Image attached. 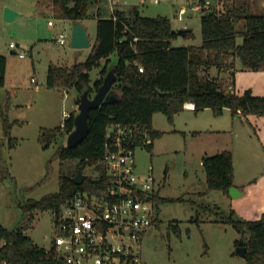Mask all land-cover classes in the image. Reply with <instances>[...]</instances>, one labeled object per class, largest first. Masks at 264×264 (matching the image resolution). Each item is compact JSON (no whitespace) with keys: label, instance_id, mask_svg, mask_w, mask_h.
I'll return each mask as SVG.
<instances>
[{"label":"rangeland","instance_id":"rangeland-1","mask_svg":"<svg viewBox=\"0 0 264 264\" xmlns=\"http://www.w3.org/2000/svg\"><path fill=\"white\" fill-rule=\"evenodd\" d=\"M191 1L96 0L89 6L91 16L82 20L90 46L73 48L70 45L73 21L56 18L50 10L40 9L37 0H0V53L6 57L4 85L0 87V105H3L8 97L7 117L12 123L10 135L5 136L0 119L2 226L7 229L18 227L24 218L20 204L28 199H39L57 191L59 174L64 173L72 177L78 170L76 159L62 162L53 159L46 170V162L52 157L55 147L58 144L66 145L67 134H59L57 143L44 150L38 139L40 130L61 125L65 119V111L76 103L78 93L73 88L62 89L68 92L64 99L60 91L48 88V65L52 63L57 66H70L86 61L96 44L97 18H108L114 10L123 11L127 17H132L135 9L143 17L165 16L174 30L188 28L193 34L192 37L179 35L172 40L173 46H198L202 41L200 11L191 7ZM210 1L216 10L223 9L217 0ZM3 3L11 9L14 8L13 10L16 9L15 11L18 10L19 14L13 20L6 21L3 18ZM238 3L251 14H264V0H237ZM182 6L187 10L179 17L178 9ZM236 29L244 30L243 20L236 23ZM59 33H64V43L58 41ZM242 39L238 33L236 43L240 44ZM10 42L16 44L15 49L9 47ZM19 52H23L24 56L20 57ZM110 59L108 68L115 62L116 55L112 54ZM105 64L102 59L99 67L90 70L91 86L100 76ZM216 71L214 66L209 68V74H215ZM251 71L253 70L243 69L240 61L236 59L234 75L221 72V76L231 81L236 93H242L253 85L254 81L249 78ZM94 93L95 91L91 92L90 96ZM253 94L257 95L254 92ZM228 113L230 112H225L217 120L225 119L227 122ZM198 115L200 118L197 121L200 123L196 126L206 128L207 118L213 117L210 110L199 112ZM191 117H194V114L191 113ZM258 117L257 119H260V116ZM152 122L163 134L154 139L152 156L146 149H135L137 172L145 173L147 167L152 165L154 176L160 184L159 195L175 200L158 205V221L147 230L142 240V261L145 264H247L243 256L234 253V241L239 238L238 232L229 224L214 221L217 217L213 212L220 210L227 215L233 209L236 217L258 219L264 213L261 211L264 210V198L254 202L252 207L247 204L245 210H235L230 197L221 191L211 190L201 195L199 192L205 191L206 182L198 156L203 148L210 150L208 145L215 138L190 132L189 128L197 127H189L191 125L184 113L175 115L174 125L173 120L169 122L161 112L153 115ZM242 123L239 124V137L236 140L237 176L244 182L258 181L257 186H260L264 184V143L261 144L257 137L260 125L258 123L256 127L250 123L251 126L247 120ZM174 128L178 131H172ZM229 135V131H222L214 137L224 139ZM260 136L264 138V132L260 133ZM10 138L16 142H10ZM244 145H247L245 153ZM244 156L247 157L248 163L252 162L251 169L245 168ZM46 173L47 177L41 180ZM96 173L97 169L93 167H86L82 172L84 175ZM54 214L52 209L33 211L31 224L24 231L35 244L45 249L51 246L55 236Z\"/></svg>","mask_w":264,"mask_h":264},{"label":"trees","instance_id":"trees-1","mask_svg":"<svg viewBox=\"0 0 264 264\" xmlns=\"http://www.w3.org/2000/svg\"><path fill=\"white\" fill-rule=\"evenodd\" d=\"M96 0H37L40 9L50 10L56 18L81 22L91 16L90 3ZM223 9L202 8L200 10L201 44L198 46H173L178 31L171 26L165 16L154 18L140 16L137 9L132 17L123 11L114 10L108 18H97L96 44L86 61L70 66L48 65L46 86L57 89H75L91 92L102 84L103 77L113 67L116 81L112 92L116 99L92 109L89 115V131L84 140L75 147L58 144L46 162L49 169L53 159L61 162L68 159L78 160L77 168L82 172L86 167L97 169L96 175H84L80 184L71 181V175L60 173L58 190L39 199H28L20 207L24 213L23 221L14 229L0 224V261L9 264H59L52 249L35 244L25 234L30 226L32 212L52 209L56 211L63 200L78 189H103L107 185L105 170L101 165L107 129L116 123L137 127L146 131L152 140L159 138L163 131L153 128L152 119L156 112L163 113L169 122L180 113L183 104L190 101L194 112L211 109L215 116L230 109L232 115L264 116V96L255 95L251 89L236 93L233 85L225 78L210 76L209 68L214 66L218 72L234 75L235 60L243 69L258 70L264 61V14H251L237 4V0H217ZM203 4V0H199ZM244 21V30L238 31L236 23ZM183 36L192 37V31L182 29ZM242 42L236 43L237 34ZM116 55L110 63V56ZM105 66L100 76L90 85L89 72L99 67L101 60ZM142 68V71L139 70ZM6 57L0 53V87L4 85ZM8 97L0 105V119L5 136L10 135L12 123L7 117ZM75 111L63 120V126L42 128L38 139L44 150L57 143L59 134H68L74 127ZM15 143L16 140L9 139ZM153 143V142H152ZM152 143L145 147L152 156ZM14 147V144H12ZM201 164L205 173L206 189L228 194L233 186V160L230 150L203 155ZM44 175L41 180L47 177ZM157 204L175 199L154 196ZM177 200V199H176ZM179 200V199H178ZM210 209V208H209ZM217 209V207H216ZM212 210V209H211ZM159 215V209L157 208ZM217 219L231 225L239 234L234 245L246 247L247 264H264V214L258 219H243L235 216L233 209L226 215L220 210L213 212ZM158 219L155 220V223Z\"/></svg>","mask_w":264,"mask_h":264},{"label":"built area","instance_id":"built-area-1","mask_svg":"<svg viewBox=\"0 0 264 264\" xmlns=\"http://www.w3.org/2000/svg\"><path fill=\"white\" fill-rule=\"evenodd\" d=\"M190 5L199 11L216 8L210 0H203V4L192 0ZM186 10L180 7L179 17ZM58 41L65 42L64 33H59ZM9 47L15 49L16 44L10 42ZM18 55L24 56L23 52ZM183 107L194 109V104L187 101ZM152 142L150 134L137 127L120 123L108 127L100 162L106 187L78 189L54 211L55 236L48 249L59 264H145L142 240L159 217L154 196L159 194L160 184L152 165L145 173L137 172L134 152ZM0 264L9 263L1 260Z\"/></svg>","mask_w":264,"mask_h":264},{"label":"crops","instance_id":"crops-1","mask_svg":"<svg viewBox=\"0 0 264 264\" xmlns=\"http://www.w3.org/2000/svg\"><path fill=\"white\" fill-rule=\"evenodd\" d=\"M6 6V4H2L1 5V10L3 9V7ZM14 9V8H13ZM16 10V9H15ZM18 11V10H17ZM82 23V21H81ZM13 53V51H11ZM235 64H236V60H235ZM249 70V69H248ZM252 73H250V77L254 82L253 85L251 84V86H249V89H251L252 92L257 93L258 94H264V61L261 62L260 68L258 70H253L251 71ZM210 76H217L218 78H224L221 76V72L216 71L215 74H210ZM227 79V78H225ZM229 82H231L229 79H227ZM232 87L235 86L233 85ZM55 90H58L61 92V94L63 95V98L65 99L68 95V92L66 90H61V89H57V88H53ZM256 89V90H255ZM256 91V92H255ZM76 109V103L74 105H70V107L65 111V115H68L70 112L75 111ZM207 110H210V114L213 117H208L206 120V128H198L199 126H196L197 124H199L200 122L197 121L199 120L198 118H200L198 115L199 112H207ZM199 112H194L193 109H188V108H184L180 113H184L187 115V119L188 122L191 126L189 127H197V128H189L190 132H194L198 133L197 135H201V134H207L208 137L211 138H215L214 140L211 141V143L208 145L209 149L207 148H203L201 150V152L199 153V159H200V163H201V158L203 155H210V153L214 154L223 150H230L232 153V160H233V186L236 187V191L234 193V196H231L229 194H227V196L230 197L231 199V204L233 206V208L235 210L238 209H243L245 210V206H254L253 203L258 201L259 199L264 198V184H261L260 186L258 185V181H254V182H244V180H241V178L239 179L237 176V171H236V140L239 137V124H243L242 122L247 120L248 123L255 125L256 127H258V123L260 125V128H258V141L262 144L264 143V138H262V136H260V133L264 132V116H260V119L258 116H254V115H248L247 117H243V116H239V115H232L231 110L230 109H224L222 114L219 116H215L211 109L209 108H205ZM225 112H230L228 113V121L229 122L227 124V122L225 121V119L222 120H217L218 117L223 116V114H225ZM191 113L194 114V117H191ZM215 118V119H214ZM186 122V123H188ZM241 122V123H240ZM172 124H175V116L173 117V122ZM250 124V125H251ZM251 125V126H252ZM152 126L154 129L155 126L152 122ZM191 129H195V130H191ZM158 130V129H156ZM161 131V130H159ZM172 131H178L176 128H174ZM222 131H229L230 135L228 137H225L224 139H219L218 137H214L216 133L220 134V132ZM214 134V135H213ZM185 137H187V135H185ZM262 141V142H261ZM153 144H154V140L152 143V150H153ZM251 145V143H250ZM245 150H247V145L243 146V153H245ZM245 157L244 162L245 164V168L246 169H251V163L247 162V157ZM251 161V160H250ZM260 187V188H259ZM256 189V190H255ZM261 189V190H260ZM226 195V194H225ZM249 208V207H248ZM264 211V210H261ZM264 214V213H262Z\"/></svg>","mask_w":264,"mask_h":264},{"label":"water","instance_id":"water-1","mask_svg":"<svg viewBox=\"0 0 264 264\" xmlns=\"http://www.w3.org/2000/svg\"><path fill=\"white\" fill-rule=\"evenodd\" d=\"M19 13L10 7L5 6L3 9V18L6 21L13 20ZM182 30L178 31V35L182 34ZM70 45L73 48H87L90 46L89 38L84 25L79 22H73ZM117 77L115 70L111 67L103 77L102 84L96 89L93 96L89 95L88 90H83L76 95L77 112L73 118V129L67 134L66 147H75L80 144L87 136L89 131V115L92 109H96L102 104L110 103L116 99V95L112 92L113 83ZM71 181L80 184L83 181V174L80 169L71 177ZM236 187L231 186L228 194L234 196ZM150 199V197H148ZM236 255L246 257V247L238 245L235 248Z\"/></svg>","mask_w":264,"mask_h":264}]
</instances>
